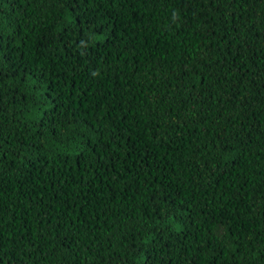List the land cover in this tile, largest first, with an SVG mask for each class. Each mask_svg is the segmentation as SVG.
<instances>
[{
    "label": "trees",
    "instance_id": "1",
    "mask_svg": "<svg viewBox=\"0 0 264 264\" xmlns=\"http://www.w3.org/2000/svg\"><path fill=\"white\" fill-rule=\"evenodd\" d=\"M0 264H264V0H0Z\"/></svg>",
    "mask_w": 264,
    "mask_h": 264
}]
</instances>
